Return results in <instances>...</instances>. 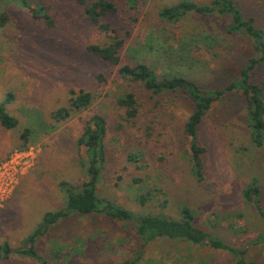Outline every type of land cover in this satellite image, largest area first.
<instances>
[{
    "label": "rangeland",
    "instance_id": "374dc122",
    "mask_svg": "<svg viewBox=\"0 0 264 264\" xmlns=\"http://www.w3.org/2000/svg\"><path fill=\"white\" fill-rule=\"evenodd\" d=\"M50 1L52 26L32 17L30 8L36 0H29L28 7L19 0L0 2V103L19 121L16 128L0 131L7 148L11 145L0 159L10 160L5 164L8 181L0 182V245L6 243L10 252L6 259L0 257V264H118L137 253V264H235L238 258L264 262V144L256 146L249 138L243 92H227L203 117L198 127V142L205 148L203 177L197 180L189 140L183 135V124L194 109L191 101L181 92L152 95L122 82L116 67L86 50L87 45L110 42L112 33L91 24L69 0ZM111 1L117 12L109 20L120 24L121 35L127 29L130 33L122 61L132 63L135 56L161 74L176 59L166 54L192 33L190 46L199 48V56L184 65L191 78L209 89L226 86L255 55L248 37L223 31L226 19L220 16L189 14L170 23L161 20L158 11L177 0H139L131 10L126 0ZM234 1L264 31V0ZM209 34L220 42L214 51L207 50ZM99 72L102 81L95 77ZM251 82L259 85L264 96V63L253 70ZM70 88L95 93L91 111L102 113L108 122L105 145L110 154L97 185L100 196L134 213L150 211L173 218L179 217L184 204L192 211L196 227L221 238L236 253L167 238L141 246L129 223L100 213H71L37 236L35 257L18 254L28 247L24 241L43 215L63 207L59 182L78 184L84 179L79 163L84 147L76 142L86 111L74 113L49 133L43 130L50 123V113L68 105ZM126 89L137 92L147 111V135L144 130L114 126L121 117L114 99ZM10 94L14 97L6 102ZM25 127L31 134L23 145L19 134ZM129 150L141 152L139 167L125 161ZM251 177L259 182V209L241 195Z\"/></svg>",
    "mask_w": 264,
    "mask_h": 264
},
{
    "label": "trees",
    "instance_id": "16d2710c",
    "mask_svg": "<svg viewBox=\"0 0 264 264\" xmlns=\"http://www.w3.org/2000/svg\"><path fill=\"white\" fill-rule=\"evenodd\" d=\"M19 1L22 7L29 6V0ZM69 1L81 9L91 24L102 31L112 33L110 42L105 45L90 44L86 46V50L108 66L116 67V73L122 82L133 83L138 88L149 91L152 95L173 96L181 92L191 101L194 109L183 124V135L189 140L192 174L197 180L203 177L202 153L205 151L204 146L198 142V127L213 103L221 100L227 92L240 90L246 96L245 122L249 138L256 146L264 144V96L259 85L251 82L253 70L264 63V31L256 26L252 18H247L242 14L234 0H210L209 4H200L194 0H177L174 3L163 5L158 11L160 19L170 23L180 21L189 14H194L197 17L220 16L226 19L223 27V31L226 34L240 33L249 38L255 55L247 60L246 64L240 69L239 75L233 78L226 86L223 88L211 87L209 89L203 88L195 79L191 78L187 72L188 66L184 65V63L187 64L199 56L196 54L199 48L196 47L194 50L190 46V44H194V41L191 40L194 38L192 33H187L183 37L178 49L171 50L166 54L171 56V58L175 55L176 59L171 61L172 63L167 65L161 74H157L153 67L137 60L135 56H132V63L122 61V49L130 33L127 29L123 32L125 35H121L119 32L120 24H112V21L109 20L117 12L114 2L111 0ZM36 2L37 5L30 8L32 17L42 20L46 25L52 26L53 21L49 13L51 1L36 0ZM138 2L139 0H126L128 9H136ZM132 20L134 21L135 19ZM209 35V37L204 36L208 39L207 50L211 49L214 51L220 42H217L218 39L213 35ZM131 50L135 52L136 49L131 48ZM95 77L102 81L104 76L103 73L99 72ZM68 93V105L53 110L50 113V123H46L43 130L45 131L44 133H49L56 129L58 124L72 117L74 113L86 111V118L83 120V130L76 142L77 147L80 145L84 147V156L79 160L84 179L78 184L65 180L59 182V188L64 194L63 207L55 211L46 212L43 215L40 225L24 241V244L28 245V247H22L17 252L18 254L35 257L34 243L37 236L59 219L65 218L71 213H100L115 220L129 223L141 246L158 238H167L196 245H208L214 249L236 253V250L221 238L208 234L196 227L193 223L194 215L192 211L184 204L180 207L179 217L173 218L163 213H152L150 211L134 213L123 205L100 196L97 192V185L108 154H110L105 145L108 122L102 113L91 111L90 106L96 98L95 93L83 88L77 91L70 88ZM12 97H14V94L7 96L5 98L6 102H9ZM114 101L121 111L120 122L115 123V127L125 131L130 128L144 130L146 135L150 133L149 124L146 125L147 111L144 110L145 108L138 100L135 90L126 89L123 93L117 95ZM18 122L17 117L10 115L5 110L4 103H0V128L12 130L17 127ZM30 134L31 130L28 127H25L20 132L19 139L23 145L29 143ZM141 157V152L129 150L125 156V161H129L136 168L139 167L137 162ZM134 180L137 181L136 178ZM259 189L258 179L251 177L241 191L242 198L246 202L253 204L257 209H259ZM141 197L145 200L148 199L143 195ZM143 199L142 203H144ZM262 216L264 217L263 212ZM0 250L4 252V255L0 257L6 259L10 252L6 243L0 245ZM138 260L139 253L135 257L125 259L118 264H137ZM235 264H264V262L245 261L238 258Z\"/></svg>",
    "mask_w": 264,
    "mask_h": 264
},
{
    "label": "built area",
    "instance_id": "2783aa9c",
    "mask_svg": "<svg viewBox=\"0 0 264 264\" xmlns=\"http://www.w3.org/2000/svg\"><path fill=\"white\" fill-rule=\"evenodd\" d=\"M17 151H24V150H17ZM9 158H7L6 160L0 162V182L2 181H8V176L7 174L9 173V169L7 167H5V164H8L10 162V160H8ZM6 161V162H5ZM5 162L4 164H1ZM7 173V174H6Z\"/></svg>",
    "mask_w": 264,
    "mask_h": 264
},
{
    "label": "crops",
    "instance_id": "0c3cea01",
    "mask_svg": "<svg viewBox=\"0 0 264 264\" xmlns=\"http://www.w3.org/2000/svg\"><path fill=\"white\" fill-rule=\"evenodd\" d=\"M1 129L2 128H0V131H2ZM5 148H7V146L3 142V139L1 138V135H0V159L3 157L4 152H6ZM9 148H11V145L10 144H8V148L7 149H9Z\"/></svg>",
    "mask_w": 264,
    "mask_h": 264
}]
</instances>
